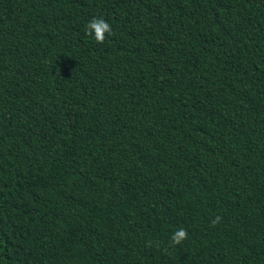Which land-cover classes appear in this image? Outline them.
I'll return each mask as SVG.
<instances>
[{
	"label": "trees",
	"instance_id": "trees-1",
	"mask_svg": "<svg viewBox=\"0 0 264 264\" xmlns=\"http://www.w3.org/2000/svg\"><path fill=\"white\" fill-rule=\"evenodd\" d=\"M0 264H264V0H0Z\"/></svg>",
	"mask_w": 264,
	"mask_h": 264
},
{
	"label": "clouds",
	"instance_id": "clouds-1",
	"mask_svg": "<svg viewBox=\"0 0 264 264\" xmlns=\"http://www.w3.org/2000/svg\"><path fill=\"white\" fill-rule=\"evenodd\" d=\"M88 28L90 30V34L94 35V38L97 42H103L104 34L111 33V26L103 19H96L89 23ZM186 235L183 229H180L175 235L173 236V240L176 243H179L182 238Z\"/></svg>",
	"mask_w": 264,
	"mask_h": 264
}]
</instances>
